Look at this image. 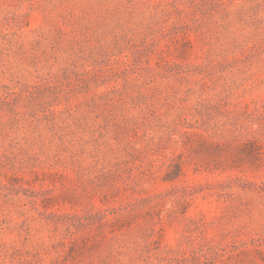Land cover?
<instances>
[{
    "label": "rangeland",
    "instance_id": "rangeland-1",
    "mask_svg": "<svg viewBox=\"0 0 264 264\" xmlns=\"http://www.w3.org/2000/svg\"><path fill=\"white\" fill-rule=\"evenodd\" d=\"M0 264H264V0H0Z\"/></svg>",
    "mask_w": 264,
    "mask_h": 264
}]
</instances>
